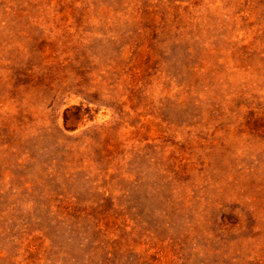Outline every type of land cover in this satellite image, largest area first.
<instances>
[{"label": "rangeland", "instance_id": "374dc122", "mask_svg": "<svg viewBox=\"0 0 264 264\" xmlns=\"http://www.w3.org/2000/svg\"><path fill=\"white\" fill-rule=\"evenodd\" d=\"M0 264H264V0H0Z\"/></svg>", "mask_w": 264, "mask_h": 264}]
</instances>
